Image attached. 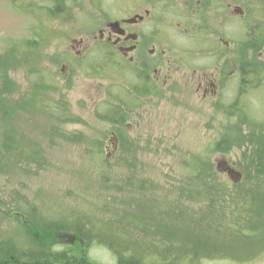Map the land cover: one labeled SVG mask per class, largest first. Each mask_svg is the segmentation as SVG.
<instances>
[{"label":"rangeland","instance_id":"1","mask_svg":"<svg viewBox=\"0 0 264 264\" xmlns=\"http://www.w3.org/2000/svg\"><path fill=\"white\" fill-rule=\"evenodd\" d=\"M54 1L0 0V96L11 105L26 103L25 107L16 109L11 124L18 135L25 136L39 148L38 153L43 162L41 168L33 167L30 175L11 173L9 183L6 182L9 175L0 174V188L12 187L26 194L28 202L45 222L65 221L72 225L89 219L108 223L116 221L117 216L137 212L144 203L148 184L158 188L159 196L161 189L166 194L169 193V187H183L184 181L195 175L188 166V162L195 160L193 157L213 166V161L224 154L234 165L240 162L243 168L245 166L240 185L247 190L252 188V197L264 195V187H255V181L248 173L254 172L250 170L248 159L254 145L248 142L264 137V127L242 125L243 148L234 144L232 149L222 152L217 150L216 143L226 124L234 123L236 119L232 117L226 121L225 116L215 110H207L211 116L204 123L195 116L199 109L179 110V122H182L183 129L181 125L182 131L176 136L179 122L168 119L165 114L169 112L171 115V111L162 105L150 112H160L158 117L153 116V119L143 122L142 129L146 133H136L134 124L130 126L133 131L131 134L127 128L120 127V131L116 129L121 135L118 150L110 152L111 124L115 116L122 114L119 107L121 102L114 99L122 97V78L109 65L106 71L112 70L108 75L98 76V87H95L97 82H94V75L97 71L93 50L82 61L78 59L66 63L68 75L64 80L61 65L65 62L58 57L67 49V46H63L65 37L77 40L84 38L89 45L93 41L94 30L90 28H94V0H65V4L63 0H58L59 4ZM233 1L226 0L228 4ZM262 2L237 1L236 4L245 10V17L240 22H229L225 26L228 40L241 39L244 70L256 62L258 68L264 69V58L255 57L257 53L264 55V37L260 47L259 44H255L254 48L247 47L251 41L260 40L258 25L254 22L264 23L263 17L257 16V3ZM56 5L62 8V12L54 18L51 10ZM39 27L50 34L43 46L39 45L43 41L39 43V38L34 36ZM177 42L182 45L185 40L180 38ZM233 46L231 42L230 48ZM247 95V98L242 95V104L247 106L251 120L264 122V83ZM47 105L52 108L48 114L42 112ZM58 108L66 111L65 115L56 114L55 109ZM1 128L0 123V138ZM216 174L215 179L228 187L229 194L232 189L236 191L226 175ZM127 180L133 187L130 191L126 187ZM259 181L264 182V177ZM252 197H248L249 203ZM128 203H134L136 208L129 207ZM143 206L149 207V204ZM263 208H259V211ZM259 211L256 209L257 215ZM145 215L142 213V217ZM257 215L253 220L257 231H251L243 238L229 239V244L221 245V252L217 253L229 254L230 257L202 259L199 264H264V220H259ZM14 216L6 215L5 210L0 209L1 240L12 236L17 226L21 225V222L14 220ZM166 216L174 217L170 212ZM186 226L183 223L179 228ZM120 227L127 231V226L121 224ZM61 234L66 236L63 239L56 238L55 234L54 243L69 244L68 238L72 235ZM130 236L135 242H150L135 234ZM190 236L175 235L181 239ZM81 246L92 260L91 264H116L110 250L94 243L88 247L84 243ZM152 258L151 255L146 256L145 262L149 261L150 264Z\"/></svg>","mask_w":264,"mask_h":264},{"label":"trees","instance_id":"2","mask_svg":"<svg viewBox=\"0 0 264 264\" xmlns=\"http://www.w3.org/2000/svg\"><path fill=\"white\" fill-rule=\"evenodd\" d=\"M54 2L59 4L58 0ZM63 3L65 4V0ZM257 7V16L264 19V0L262 3H257ZM60 9L62 8L56 5L51 10V16L59 17L62 12ZM254 23L258 25L260 40L251 43L252 48L255 44H259L260 47L264 37V23ZM34 36L39 38V43L43 41L39 44L41 46L50 38V34L40 27L37 28ZM258 70L264 69L258 68ZM25 104L19 102L11 105L8 100L0 96L2 127L0 174L9 175L6 179L7 183L10 182L11 173L16 172L26 176L32 173L33 167L41 168L43 165L38 153L39 148L25 136L18 135L11 124L16 109L25 107ZM42 110L48 114L52 108L47 105ZM55 111L59 115H65L66 112L61 108ZM227 112L236 120L234 123L226 124L220 137L221 141L216 143L217 150L222 152L229 151L234 144L243 148L242 125L264 127V122L251 120L245 105H242V108L228 107ZM262 138H255V141L251 139L248 142L254 145L248 158L250 170L253 169L254 172L248 173L253 182L255 181V187L257 185L264 187V182L259 181L264 177ZM192 159L195 160L188 162V166L195 175L186 179L183 187H169L167 195L164 194L165 190L161 189L162 193L159 196L158 188L148 184V189L144 193L146 194L143 198L144 203L138 207L137 212L117 216L116 221L108 223L89 219L72 225L65 221L45 222L39 217L35 207L28 202L26 194L12 187L0 188V209H4L6 215H15L14 220L21 222L12 236L0 239V264H91L92 260L82 250L83 243L87 247L94 243L96 246L110 250L116 264H148L149 261L145 262V258L149 255L153 256L150 261L154 264H199L202 259L230 257L229 254L217 252H221V245L229 244V239L243 238L247 233L257 231L253 220L257 215L256 209L259 211V208L264 206V195L258 198L252 197L254 194L252 188L247 190L240 184L234 185L236 191L232 189L229 194L228 187L215 179L217 174L212 164L206 161L200 162L198 157ZM245 160L248 161L246 158ZM240 165L243 167L242 164ZM127 166L129 167L130 164L128 163ZM243 169L245 172V166ZM125 183L129 191L133 189L129 180ZM250 195L251 203L248 202ZM145 203H148L149 207H144ZM133 204L128 203L129 207L136 208ZM169 212L174 215L173 218L166 216ZM142 213L147 215L142 217ZM185 216L188 218H184ZM257 218L264 220V208L259 211ZM183 223L187 225L186 228H179ZM121 224L127 226V231L120 227ZM61 233L72 235L69 237L71 239L68 238L69 244L54 243L55 234H60L56 235V238L63 239L66 236ZM133 234L150 242L146 240L135 242L129 238ZM177 234H191V236L181 239L175 237ZM57 246L61 249H55Z\"/></svg>","mask_w":264,"mask_h":264},{"label":"flooded vegetation","instance_id":"3","mask_svg":"<svg viewBox=\"0 0 264 264\" xmlns=\"http://www.w3.org/2000/svg\"><path fill=\"white\" fill-rule=\"evenodd\" d=\"M237 1L94 0L93 41L89 45L87 39L65 37L67 49L59 56L65 62L61 65L64 80L66 63L82 61L93 50L95 87L98 76L112 68L122 78V97H114L121 102L122 114L111 124L110 152L118 150L121 135L116 129L127 128L131 134L134 124L136 133H146L143 122L158 117L160 112H150L162 105L171 111L165 116L178 122L179 110L195 108L199 109L194 112L196 118L203 123L210 119L208 109L230 121L228 107L242 108V95L247 98L264 83V70H258L257 62L243 69L241 39L228 40L225 35L229 22L245 17ZM180 38L185 40L182 45L177 42ZM231 42L234 46L230 48ZM251 43L255 41L247 47ZM262 56L255 54L256 58ZM109 65L112 68L106 71ZM181 125L183 129L179 122L176 136Z\"/></svg>","mask_w":264,"mask_h":264},{"label":"water","instance_id":"4","mask_svg":"<svg viewBox=\"0 0 264 264\" xmlns=\"http://www.w3.org/2000/svg\"><path fill=\"white\" fill-rule=\"evenodd\" d=\"M216 170L221 173L225 172L228 176V179L233 183H238L242 178V171L231 168L224 160L217 161Z\"/></svg>","mask_w":264,"mask_h":264}]
</instances>
